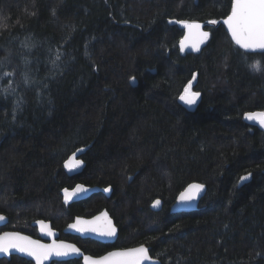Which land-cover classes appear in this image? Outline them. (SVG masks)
<instances>
[{"label":"trees","instance_id":"trees-1","mask_svg":"<svg viewBox=\"0 0 264 264\" xmlns=\"http://www.w3.org/2000/svg\"><path fill=\"white\" fill-rule=\"evenodd\" d=\"M231 2L0 0V233L36 237L44 220L93 256L143 244L160 264H264V133L243 121L264 110V54L229 37ZM181 20L206 24L199 53L180 52ZM185 87L200 93L193 111ZM190 183L206 187L197 210L171 213ZM77 184L110 193L65 203ZM102 209L113 244L62 232Z\"/></svg>","mask_w":264,"mask_h":264},{"label":"snow or ice","instance_id":"snow-or-ice-1","mask_svg":"<svg viewBox=\"0 0 264 264\" xmlns=\"http://www.w3.org/2000/svg\"><path fill=\"white\" fill-rule=\"evenodd\" d=\"M171 23V21H170ZM185 28L199 29L200 25L195 23L181 22ZM209 23L215 24L216 21H209ZM224 24L227 25L228 32L231 35L233 42L245 52H260L264 54V0H232L231 2V14L224 20ZM207 36V33H203ZM181 50H183V42L181 43ZM253 70L260 71V65H252ZM12 73L3 72V76H9ZM2 78V77H0ZM195 79V76L193 77ZM133 82L135 78H132ZM27 83V81H25ZM191 82H189V85ZM8 91L7 89L5 90ZM199 92H190L189 87H185L184 93L179 96L180 101L186 106L191 108L195 105L199 98ZM248 121H255L261 128H264V112L246 113L245 117ZM80 161H77V167ZM68 167V164H65ZM249 175L242 176L241 181H246ZM191 189H196L197 192L203 188V185L194 184L189 186ZM78 190L83 191L80 186H77ZM108 191V189H105ZM76 195L73 191L69 193L65 189V203L68 202L70 196ZM195 199V195H189L182 193L180 196L181 202H190ZM160 200H155L152 204L153 208L159 207ZM4 219L0 216V221ZM102 217H96V221H100ZM90 224L93 222H89ZM81 222L77 221L76 224L69 225L76 231H91L103 238H111L116 234V229L112 225L110 220L104 218L102 225H95L84 229L80 227ZM72 249V253L68 251ZM11 250L21 252L33 260L36 264H42V262L51 256L65 257L70 254H79V250L75 249L72 245H65L63 243L57 244L53 242L51 245L41 244L39 241L30 240L28 237L20 236L18 233L5 232L0 235V253L8 254ZM85 264H144L145 261L152 264V258L148 254V249L144 246L138 248L129 249L122 252L109 253L107 256L100 257L93 260L91 257H84Z\"/></svg>","mask_w":264,"mask_h":264},{"label":"water","instance_id":"water-1","mask_svg":"<svg viewBox=\"0 0 264 264\" xmlns=\"http://www.w3.org/2000/svg\"><path fill=\"white\" fill-rule=\"evenodd\" d=\"M231 14V9L229 14L226 16L225 19H227V17ZM222 20V23L229 35V37L231 38V35L228 32V28L227 25L224 24V20ZM182 21L184 22H188V23H195V24H199L200 27L199 29H188L185 28L183 26V24L181 23ZM174 24L176 26H178L180 29L183 30V35L181 37V39L178 42V46L181 52L183 53H191V54H197L201 51V49L204 47L205 42L207 40V36H204L203 33H207L205 30V23L204 22H199V21H186V20H181V21H174ZM183 42V50H181V43ZM184 93V92H183ZM182 93V94H183ZM178 103L185 109H188L189 111L194 110L195 105H193L191 108H189L188 106H186L185 104H183L182 101H180L179 97H178ZM256 112H264V110L262 111H255V112H248V113H256ZM246 114V113H245ZM245 114L243 115V121L251 126L257 127L259 130H261L264 133V128H261L259 126L258 123H256L255 121H248L246 120ZM85 151V149H78L76 150L74 153H72L63 163V168L66 174L68 175H75L80 173L83 170L84 164L83 162L79 159V156ZM77 161H80L79 166L77 167ZM68 164V167H65V164ZM248 175V174H247ZM246 176V175H243ZM250 178V177H249ZM249 178L246 181H241V179H239L238 181V186H241L245 183H247L249 181ZM194 184H199L202 185L200 183H190L189 185H187L176 197L174 203L171 205L170 207V212L171 213H180V212H191V211H196L198 208V204L200 199L204 196L205 191H206V187L203 185V188L201 190H199L197 192L196 189H191L189 186L190 185H194ZM77 186H80L81 189H83V191L78 190ZM108 189V191H105L104 188H100V187H89V186H84L82 184H77L74 186V188L72 189H67L69 193H72L73 191L76 192V195L70 196L68 199V203H73L76 201H80L83 199L88 198L90 195L95 194V193H104L106 195H108L110 193V188H106ZM61 195L63 197V200L65 201V189L61 190ZM182 193H186L189 195H195V199L190 201V202H181L180 201V196ZM153 208V207H152ZM157 208H153V209H158ZM3 216V215H0ZM4 219L2 221H0V227L4 226L7 223V217L3 216ZM96 217H102V219L100 221H96L95 218ZM106 217L107 220H110L112 225L115 227L116 229V234L111 237V238H103L98 236L97 234H95L94 232L91 231H76L73 228H70L69 225L72 224H76L77 221H80V227L87 229L89 227L95 226L97 224L102 225L104 223V218ZM89 222H93V223H89ZM37 232V237L34 238L32 236H29L27 234L18 232V231H4L2 233H0V235H3V233L5 232H13V233H18L20 236H24V237H28L30 240H35V241H39L41 244H45V245H51L53 244V242L60 244L63 243L65 245H72L75 249L79 250V254H70L68 256L65 257H56V256H51L46 258L42 264H51L53 262H61V261H67V260H79L81 264H85L84 261V257H91L93 260L99 259L100 257H104L107 256L109 253H113V252H122V251H126L129 249H134V248H138L140 246H144L148 249L147 246L141 244L138 246H134V247H129V248H124V249H112L109 250L105 253H103L102 255L99 256H93L90 255L88 253H85L82 249H80L75 243L70 242V241H66V240H62L59 238V232H57L56 230L52 229L51 227V223L50 222H46V221H37V222H33L31 224ZM62 232L64 234L67 235H71V236H76L78 238L81 239H88V240H92L101 244H113L116 241L117 235H118V227L115 225L114 220L112 219V217L109 215V213L103 209L101 210L99 213L95 214L92 217L89 218H81V217H75L70 223H68L65 228L62 230ZM68 251L70 253H72V249H68ZM148 254L149 256L152 258V264H160L159 260L157 258H154L150 255L149 253V249H148ZM11 256H18L20 258H23L29 262H31V264H36L35 260H33L31 257L15 251V250H11L8 254H2L0 253V259H7L9 260ZM144 264H150V262L145 261Z\"/></svg>","mask_w":264,"mask_h":264},{"label":"bare ground","instance_id":"bare-ground-1","mask_svg":"<svg viewBox=\"0 0 264 264\" xmlns=\"http://www.w3.org/2000/svg\"><path fill=\"white\" fill-rule=\"evenodd\" d=\"M177 46H178V44H177ZM178 48H179V46H178ZM180 50V49H179ZM202 50V49H201ZM181 52V51H180ZM181 53H183V52H181ZM195 106H196V103H195ZM195 109V108H194ZM191 111V110H190ZM193 111V110H192ZM79 149H83V148H79ZM85 149V148H84ZM250 180V179H249ZM189 185V184H188ZM74 188V187H73ZM61 192V191H60ZM62 199H63V197H62ZM64 201V200H63ZM65 202V201H64ZM68 203V202H67ZM103 210V209H102ZM106 210V209H105ZM107 211V210H106ZM94 216V215H93ZM78 217H80V216H78ZM92 217V216H91ZM81 218H89V217H81ZM74 219V218H73ZM37 221H44V220H37ZM37 221H34V222H37ZM46 222H49V221H46ZM33 223V222H32ZM31 223V224H32ZM33 227V226H32ZM52 227V226H51ZM53 229V228H52ZM57 231V230H56ZM58 232V231H57ZM37 233V232H36ZM37 237V236H36ZM36 237H34V238H36Z\"/></svg>","mask_w":264,"mask_h":264},{"label":"flooded vegetation","instance_id":"flooded-vegetation-1","mask_svg":"<svg viewBox=\"0 0 264 264\" xmlns=\"http://www.w3.org/2000/svg\"><path fill=\"white\" fill-rule=\"evenodd\" d=\"M76 237V236H75ZM81 239V238H80ZM71 242H73V241H71ZM74 243V242H73ZM76 244V243H75ZM77 245V244H76ZM78 246V245H77ZM110 250H112V249H110ZM109 251V250H108Z\"/></svg>","mask_w":264,"mask_h":264},{"label":"rangeland","instance_id":"rangeland-1","mask_svg":"<svg viewBox=\"0 0 264 264\" xmlns=\"http://www.w3.org/2000/svg\"><path fill=\"white\" fill-rule=\"evenodd\" d=\"M189 86V85H188ZM190 90V89H189ZM184 92V91H183ZM190 92H192L191 90H190ZM199 99V98H198ZM198 99H197V101H198Z\"/></svg>","mask_w":264,"mask_h":264}]
</instances>
